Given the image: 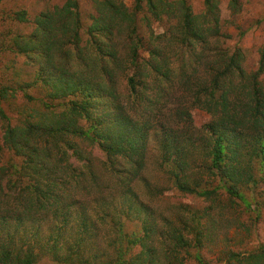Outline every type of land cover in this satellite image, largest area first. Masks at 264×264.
I'll return each mask as SVG.
<instances>
[{"label":"rangeland","instance_id":"rangeland-1","mask_svg":"<svg viewBox=\"0 0 264 264\" xmlns=\"http://www.w3.org/2000/svg\"><path fill=\"white\" fill-rule=\"evenodd\" d=\"M123 1L137 12L133 37L145 45L140 49L139 60H148L150 52L158 47L168 58L167 65L172 71L170 77L160 74L148 76L147 82L137 86L139 96H135L131 94L127 82L128 72L118 68L114 83L117 103L107 94L95 101V114L109 113L119 117V112L123 110L140 125L144 124L141 132L146 128L142 179L137 178L132 183L141 193L136 201L141 216L127 217L125 231L144 237L147 225L144 219L149 218L153 228L151 245L157 252L158 264H167L166 255L171 256L175 264H264V166L256 158L244 156L248 174L252 172L259 182L255 184L246 179L235 185V193L229 191L232 184L222 178L218 169H213L214 173L206 169L211 164L214 146V135L207 131L213 116L195 99L198 92H205L204 88L214 83L218 71L227 67L228 63H222V60L227 59L231 63L232 55L240 63L233 67L234 78L239 76V68L244 69L241 86L251 90L260 83L264 85V71H260L264 47V0H164L170 3L167 7L169 12L162 13L160 17L151 11L148 0ZM67 2L80 14L84 45L89 39L88 27L93 16L97 15V0L0 2V166L8 165L13 170V165H20L22 160L4 143L9 123L25 126L28 120L51 119L62 110L60 107L78 99L75 95L57 98L54 82L48 84L38 79L42 62L31 63L27 53L18 52L20 48L14 43L16 36L30 37L36 33L35 18L39 13ZM213 5L214 14L210 13ZM20 11L26 12L25 21L17 19ZM184 11L189 12L191 28H185ZM117 33L116 39L122 45L121 54L127 58L126 43L132 31L122 25V30ZM65 49L55 54L51 73L58 75L67 70L70 72L67 77L74 72L96 74L92 75L91 83L101 80L103 71L94 67L91 60L89 64L73 59L70 55L73 50ZM86 65L90 68H84ZM102 83L106 88L110 86L106 78ZM47 104L59 107L50 111ZM182 110L189 112L188 121L180 119L179 112ZM100 120L104 122L103 118ZM75 139L72 137V140ZM175 144L182 151L172 154L168 149ZM81 146L85 154L92 158L97 175L94 181H97L96 187L107 194L115 192L119 184L115 173L106 170L109 166L105 152L97 145ZM185 153L193 160L190 171L189 168L186 170L189 182L193 179L201 184L195 187L196 190H215L209 197L182 190L175 181L173 170H179L180 159ZM69 159L78 168L83 165L74 157ZM122 165V174L126 175L131 168L126 162ZM3 181V184L7 182L6 179ZM85 197L91 200L93 196ZM56 223L57 220L50 215L46 216L42 222L43 234H47L48 228ZM103 228L104 225L98 237L101 246L105 245V240L101 238ZM114 231L111 235L115 234ZM142 250L139 243L131 253L136 255ZM235 253L240 255V261L233 255ZM256 254H263V258L259 259L254 256ZM105 260V254H99L97 262L102 264ZM36 264L74 263L42 254Z\"/></svg>","mask_w":264,"mask_h":264},{"label":"trees","instance_id":"trees-1","mask_svg":"<svg viewBox=\"0 0 264 264\" xmlns=\"http://www.w3.org/2000/svg\"><path fill=\"white\" fill-rule=\"evenodd\" d=\"M148 4L157 17L169 12L170 3L164 0H148ZM96 6L97 15L88 27L89 39L84 45L80 14L69 2L39 13L35 18L36 33L32 36L14 38L20 48L18 52L27 53L31 63L42 62L38 79L48 84L53 81L57 98L75 95L78 99L60 107L62 110L51 119L28 120L25 126L9 123L6 127L4 143L22 160L20 165H13V170L8 165L0 166V264H36L42 254L74 264H99V254L106 256L102 264H158L157 252L151 245L153 228L149 218L144 219L147 224L144 237L136 232H126L124 222L127 217L141 216L136 202L141 193L132 183L137 178L142 179L146 128L141 132L144 124L140 125L123 110L119 117L109 113L95 114V101L104 94L114 103L117 101L114 83L118 68L128 72L127 82L135 96H139L137 86L147 82L148 76L170 77L172 71L161 48L155 47L148 60H139L140 49L145 45L133 37L136 11L123 0H97ZM210 13H215V5L210 8ZM183 15L185 28H191L189 12L184 11ZM17 19L25 21L26 12H18ZM122 25L132 31L126 43L127 58L122 56V45L116 39ZM65 48L75 51L70 53L73 59L83 63L91 60L94 67L103 71L101 80L91 83L92 75L96 74L74 72L67 77L70 73L67 70L58 75L51 73L55 54L66 51ZM230 62L222 60V63H228L227 67L218 71L214 83L206 86L205 92H198L195 99L213 116L207 131L214 135V146L211 164L206 169L211 172L218 169L222 178L232 184L229 191L235 193V185L246 179L255 184L259 182L252 172L248 174L244 156L254 157L264 166V85L260 83L251 90L241 86L244 69L239 68V76L234 78L233 67L240 63L233 55ZM260 71H264V47ZM103 78L110 82L107 88L102 83ZM47 106L50 111L59 107ZM116 107L122 109L117 104ZM179 116L188 121L190 114L182 110ZM72 137L76 139L72 140ZM81 144L97 145L105 152L109 166L106 170L115 173L119 184L115 192L107 194L96 187L92 158L85 154ZM168 150L172 154L182 151L178 144ZM69 157L83 165L78 168ZM124 162L131 168L126 175L122 174ZM192 164V156L189 158L187 153L180 159L179 170H173L175 181L182 190L209 197L215 190H196L195 187L201 184L193 179L189 182L186 170L189 168L190 171ZM4 179L7 180L5 184ZM91 195L92 199L87 200L85 196ZM48 215L57 223L43 234L42 222ZM59 220H64L63 224L59 225ZM103 225L101 238L105 245L101 246L98 237ZM113 230L118 235H111ZM139 243L143 250L132 254V249ZM233 255L240 261L239 254ZM254 256L263 258V254ZM165 257L167 264H175L171 256Z\"/></svg>","mask_w":264,"mask_h":264}]
</instances>
